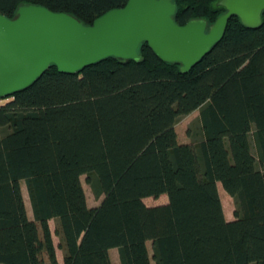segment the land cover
Returning a JSON list of instances; mask_svg holds the SVG:
<instances>
[{"label":"trees","instance_id":"trees-1","mask_svg":"<svg viewBox=\"0 0 264 264\" xmlns=\"http://www.w3.org/2000/svg\"><path fill=\"white\" fill-rule=\"evenodd\" d=\"M128 1L0 0V13L36 4L91 25ZM218 1L174 0L177 22L213 24L225 11ZM262 18L250 29L232 17L187 74L143 44L140 60L109 58L74 75L52 67L0 98V264H61L52 220L62 264H114V249L120 264H264ZM197 110L203 138L180 144L176 125ZM82 176L99 206L89 207ZM161 196L166 204L144 201Z\"/></svg>","mask_w":264,"mask_h":264},{"label":"water","instance_id":"water-1","mask_svg":"<svg viewBox=\"0 0 264 264\" xmlns=\"http://www.w3.org/2000/svg\"><path fill=\"white\" fill-rule=\"evenodd\" d=\"M217 6L225 11L211 25L178 23L174 0H129L91 25L36 4L20 5L12 18L0 13V98L29 88L52 67L74 75L109 58L140 60L143 44L187 74L223 39L232 17L250 29L263 24L264 0H219Z\"/></svg>","mask_w":264,"mask_h":264},{"label":"rangeland","instance_id":"rangeland-1","mask_svg":"<svg viewBox=\"0 0 264 264\" xmlns=\"http://www.w3.org/2000/svg\"><path fill=\"white\" fill-rule=\"evenodd\" d=\"M6 100H0V105L5 103ZM176 132L178 135V141L180 144H196L198 143L201 138H203L202 134V126L200 122V110H197L193 112L192 114L182 117L179 119L177 125H176ZM254 150V148H253ZM255 151V150H254ZM81 181L85 190L86 198H87V203L89 207H97L100 205L103 197L97 198L92 191L90 185L86 182V176L81 177ZM22 185V190H23V195L25 199V203L28 207V212L32 214L31 210V203L29 199V194L27 191V184L25 181L21 182ZM218 189H219V194L224 210L225 217L228 221L234 220L235 216V210H236V205L233 200L222 188L221 184H218ZM145 203L148 206H156V205H162L166 204L168 202V198L166 196H161L159 199H153V198H148L144 200ZM50 227L51 231L53 234V240L54 244L56 247V253L58 260L60 263H63V251L60 250L59 245H60V237L56 235V228H57V222L55 220H52L50 222ZM150 255L152 256V250H151V243H148ZM111 259L114 264H120L119 260V255L117 249L111 250L110 252ZM154 264V262H153Z\"/></svg>","mask_w":264,"mask_h":264},{"label":"crops","instance_id":"crops-1","mask_svg":"<svg viewBox=\"0 0 264 264\" xmlns=\"http://www.w3.org/2000/svg\"><path fill=\"white\" fill-rule=\"evenodd\" d=\"M26 207H27V205H26ZM28 210H29V209H28V207H27V212H28ZM31 210H32V209H31ZM28 216H29V218H30V219H32V220H33V215H32V214H30L29 212H28ZM50 222H51V221H50ZM50 222H49V224H50ZM57 258H58V257H57ZM59 262H60V261H59Z\"/></svg>","mask_w":264,"mask_h":264}]
</instances>
